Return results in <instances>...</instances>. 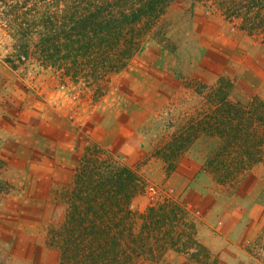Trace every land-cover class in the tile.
Segmentation results:
<instances>
[{
  "label": "rangeland",
  "instance_id": "rangeland-1",
  "mask_svg": "<svg viewBox=\"0 0 264 264\" xmlns=\"http://www.w3.org/2000/svg\"><path fill=\"white\" fill-rule=\"evenodd\" d=\"M158 29L164 39L160 33L149 35L126 67L95 83L45 65L33 43L25 55L0 24L1 264H59L60 251L49 244L51 232L64 221L68 194L82 164L97 157L141 176L131 206L138 215L169 202L183 208L173 239L132 264H264V238L251 243L247 257L238 262L219 260L197 239L202 214L170 182L178 158L198 141L196 155L209 151L204 170L230 188L254 170L260 172L264 188V160L221 182L206 167L221 139L206 132L172 167L165 158L167 143L199 118L205 95L221 78L234 85L235 100L264 102L263 39L197 0H174ZM158 81L169 99L146 93Z\"/></svg>",
  "mask_w": 264,
  "mask_h": 264
},
{
  "label": "trees",
  "instance_id": "trees-1",
  "mask_svg": "<svg viewBox=\"0 0 264 264\" xmlns=\"http://www.w3.org/2000/svg\"><path fill=\"white\" fill-rule=\"evenodd\" d=\"M173 1L0 0V24L25 55L33 43L45 65L97 83L126 67L149 35L160 33L164 39L159 21ZM197 1L239 21L241 29L264 43V0ZM233 90L224 78L210 88L199 118L167 143L170 167L202 132L221 139L206 166L221 182L264 160V102L235 100ZM87 163L68 194L64 221L50 235L49 244L61 254L59 264H132L136 257L163 249L183 221V208L169 202L138 215L131 206L141 176L100 157Z\"/></svg>",
  "mask_w": 264,
  "mask_h": 264
},
{
  "label": "crops",
  "instance_id": "crops-1",
  "mask_svg": "<svg viewBox=\"0 0 264 264\" xmlns=\"http://www.w3.org/2000/svg\"><path fill=\"white\" fill-rule=\"evenodd\" d=\"M154 65L164 70L158 62ZM163 74L161 72L160 75ZM146 77L152 79L150 75ZM157 83L151 87L150 93H146L161 100L166 96L158 87L162 82ZM199 143L178 158L171 171L170 182L177 195L182 196L187 205L197 207L202 214L201 221L196 220L199 242L217 254L219 260L238 262L240 258L247 257L246 250L251 243L264 238V188L260 172L251 171L232 188L221 184L204 170L209 151L203 156L196 155ZM208 199L216 203L210 205Z\"/></svg>",
  "mask_w": 264,
  "mask_h": 264
},
{
  "label": "built area",
  "instance_id": "built-area-1",
  "mask_svg": "<svg viewBox=\"0 0 264 264\" xmlns=\"http://www.w3.org/2000/svg\"><path fill=\"white\" fill-rule=\"evenodd\" d=\"M154 192L156 193L157 191H156V190H154Z\"/></svg>",
  "mask_w": 264,
  "mask_h": 264
}]
</instances>
